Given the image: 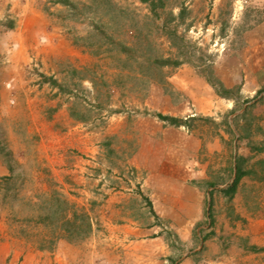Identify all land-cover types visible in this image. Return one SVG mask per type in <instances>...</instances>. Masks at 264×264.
<instances>
[{
  "label": "rangeland",
  "instance_id": "374dc122",
  "mask_svg": "<svg viewBox=\"0 0 264 264\" xmlns=\"http://www.w3.org/2000/svg\"><path fill=\"white\" fill-rule=\"evenodd\" d=\"M0 163V264H264V0H0ZM147 179L126 257L105 203Z\"/></svg>",
  "mask_w": 264,
  "mask_h": 264
},
{
  "label": "crops",
  "instance_id": "0c3cea01",
  "mask_svg": "<svg viewBox=\"0 0 264 264\" xmlns=\"http://www.w3.org/2000/svg\"><path fill=\"white\" fill-rule=\"evenodd\" d=\"M8 174L9 168H7L6 166H2L0 163V175L6 176ZM150 181L151 179H147V181L144 182V185L149 189H144L145 186L138 192H133L132 190L125 189L120 193H114L113 195H111L105 203L106 209H108V211L106 217H103V219L101 220L103 226L106 227L105 238H107V240L109 241L111 240V238H114V249L118 248L119 246L121 248V250L119 251H121L122 255H126V257L129 256V251L124 250L125 247L131 249L135 244L140 245L141 243L151 242ZM143 198H145L149 202V206L146 203H141V199ZM134 206L141 208L140 211L141 213H143L142 218L139 216L140 214H138L137 208H133ZM89 247L91 248L92 246L89 245ZM62 248H66V250L72 249L71 246H68L66 243L62 241L59 242L55 253L46 254L47 257H52V260L49 259V264H75L74 258L71 255L64 253ZM112 252L113 250H111V253ZM93 254L95 253L91 249H89L87 253H83V263L87 264V261L90 260L89 256H92ZM130 254L132 256H135L134 259L139 258L138 254H135V252H132ZM42 255L43 254H41V256ZM119 258L121 257L119 256ZM109 263L113 264L112 262H108V264ZM114 263L119 264L120 262L116 260Z\"/></svg>",
  "mask_w": 264,
  "mask_h": 264
},
{
  "label": "trees",
  "instance_id": "16d2710c",
  "mask_svg": "<svg viewBox=\"0 0 264 264\" xmlns=\"http://www.w3.org/2000/svg\"><path fill=\"white\" fill-rule=\"evenodd\" d=\"M157 117L159 120H161L163 122H167L173 126H180V123H181L180 120H178L176 118L165 117V116H161V115H158ZM241 177H242V173H241L240 169L238 167H234V178L231 181V183L227 186V188L222 192L223 195H225L228 198L233 197V195L236 192V188H237L238 182H239ZM206 218L208 220V226H211L213 223V220H212L210 204H209V208L206 211Z\"/></svg>",
  "mask_w": 264,
  "mask_h": 264
}]
</instances>
